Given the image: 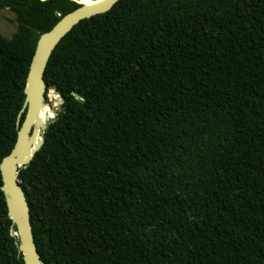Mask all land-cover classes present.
<instances>
[{"label":"trees","instance_id":"1","mask_svg":"<svg viewBox=\"0 0 264 264\" xmlns=\"http://www.w3.org/2000/svg\"><path fill=\"white\" fill-rule=\"evenodd\" d=\"M76 6L0 0L17 22L0 34V162L37 39ZM43 78L64 110L18 167L43 264H264V0H118ZM6 210L0 189V264H24Z\"/></svg>","mask_w":264,"mask_h":264},{"label":"water","instance_id":"2","mask_svg":"<svg viewBox=\"0 0 264 264\" xmlns=\"http://www.w3.org/2000/svg\"><path fill=\"white\" fill-rule=\"evenodd\" d=\"M74 1L78 6L62 15L48 31L42 32L37 39L25 77L22 107L16 118L18 126L16 139L10 152L3 156L0 162L2 181L0 189L5 195L6 214L12 223L9 233L18 240V251L21 253L24 264H43L32 234L29 207L18 179V167L29 163L34 152L43 143L42 136L36 141L34 116L40 106L44 104L45 91L55 89L54 85L47 86L43 78L47 60L58 41L76 23L84 18L108 11L118 0H101L100 4L96 6H86L80 0ZM79 100L82 99L79 98ZM59 102L60 105L63 103L61 97ZM59 109L64 110L60 106ZM21 113H24L22 121ZM56 118V115H52L47 117L43 123L38 121V129L44 130L46 125Z\"/></svg>","mask_w":264,"mask_h":264},{"label":"rangeland","instance_id":"3","mask_svg":"<svg viewBox=\"0 0 264 264\" xmlns=\"http://www.w3.org/2000/svg\"><path fill=\"white\" fill-rule=\"evenodd\" d=\"M16 30H17V22L15 19V13L7 8L0 9V34L5 37H10ZM53 91L55 92V90ZM54 92H51L50 89L45 91V99H44L45 104L42 106L46 111H48L47 105L50 106L53 115H56V112L59 110V106H60V102H59L60 97L56 92L55 95ZM44 120H40V123H43ZM39 137H41V130H39L38 132V140Z\"/></svg>","mask_w":264,"mask_h":264},{"label":"bare ground","instance_id":"4","mask_svg":"<svg viewBox=\"0 0 264 264\" xmlns=\"http://www.w3.org/2000/svg\"><path fill=\"white\" fill-rule=\"evenodd\" d=\"M82 3H84L86 6H96L99 5L101 0H97V1H93V0H80ZM51 92H54L53 90L50 89ZM54 94L56 95V93L54 92ZM58 99V98H57ZM45 104V103H44ZM43 104V105H44ZM56 105V104H55ZM57 107V106H56ZM47 109L48 111H46L43 106L41 105L40 108L36 111V114L34 116V127H35V131H36V141H38V121L42 120L43 116L46 114V116L43 118L46 119L49 116H52V109L50 108V106L47 105ZM52 113V114H51ZM40 138V137H39ZM35 144V142H33Z\"/></svg>","mask_w":264,"mask_h":264}]
</instances>
